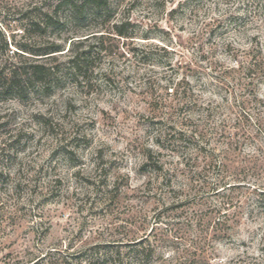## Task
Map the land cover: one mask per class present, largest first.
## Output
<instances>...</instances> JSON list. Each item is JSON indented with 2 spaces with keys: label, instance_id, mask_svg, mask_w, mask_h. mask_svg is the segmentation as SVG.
Wrapping results in <instances>:
<instances>
[{
  "label": "rangeland",
  "instance_id": "rangeland-1",
  "mask_svg": "<svg viewBox=\"0 0 264 264\" xmlns=\"http://www.w3.org/2000/svg\"><path fill=\"white\" fill-rule=\"evenodd\" d=\"M90 1L0 0V264H264V0Z\"/></svg>",
  "mask_w": 264,
  "mask_h": 264
},
{
  "label": "trees",
  "instance_id": "trees-1",
  "mask_svg": "<svg viewBox=\"0 0 264 264\" xmlns=\"http://www.w3.org/2000/svg\"><path fill=\"white\" fill-rule=\"evenodd\" d=\"M100 1H90L94 3L95 7L100 6ZM72 7V13L76 15L77 18H81L83 12L84 3L78 4L77 1H70ZM54 16L49 13H44L41 17V24L44 26H49V24H56L58 20H54ZM120 35H123V31L118 29ZM0 48L3 53H8L10 51L9 42L7 39L2 38L0 40ZM18 48L23 52L32 54L38 57H32L33 59L29 63L25 64H11L10 67H1L0 68V95H18L24 97L27 94V85H38L40 84L44 88L51 82V76L54 74L53 68L51 66L45 65L40 62L39 59H42L41 56L51 57L54 53L61 52L63 47L61 44H51L45 49L33 50L27 45H18ZM19 53V52H17ZM23 54V53H21ZM21 56V55H20ZM87 55L85 52L76 54L75 57L71 60L74 69H80L87 60ZM110 260V259H109ZM186 264L187 258H185ZM111 264H124V261L121 259L110 260ZM191 262V261H190ZM181 264V263H179Z\"/></svg>",
  "mask_w": 264,
  "mask_h": 264
}]
</instances>
